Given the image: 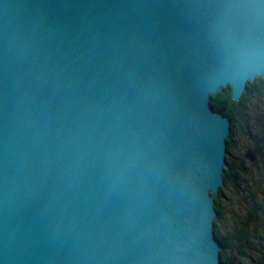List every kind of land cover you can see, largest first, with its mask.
Listing matches in <instances>:
<instances>
[{
    "label": "water",
    "instance_id": "95a60500",
    "mask_svg": "<svg viewBox=\"0 0 264 264\" xmlns=\"http://www.w3.org/2000/svg\"><path fill=\"white\" fill-rule=\"evenodd\" d=\"M262 77L264 0H0V264H221L210 100Z\"/></svg>",
    "mask_w": 264,
    "mask_h": 264
},
{
    "label": "rangeland",
    "instance_id": "374dc122",
    "mask_svg": "<svg viewBox=\"0 0 264 264\" xmlns=\"http://www.w3.org/2000/svg\"><path fill=\"white\" fill-rule=\"evenodd\" d=\"M260 93L250 94L239 110L232 128V147L226 148L228 179H223L220 214L214 219L221 237L232 239L235 264H264V77ZM256 155L254 162L245 158L247 151ZM242 240L232 238L237 233ZM240 253V254H239Z\"/></svg>",
    "mask_w": 264,
    "mask_h": 264
},
{
    "label": "trees",
    "instance_id": "16d2710c",
    "mask_svg": "<svg viewBox=\"0 0 264 264\" xmlns=\"http://www.w3.org/2000/svg\"><path fill=\"white\" fill-rule=\"evenodd\" d=\"M261 80H262L261 78H258L254 82L247 83V89L243 93V96L239 101H234L231 98V89L229 87L224 88L221 92L217 93L216 95L211 96L210 105L212 109L227 116L231 121L230 134L227 137V149L228 148L230 149L233 145L232 128L234 127V123L237 119L239 110L246 106L247 98L250 94L260 93ZM230 173H231L230 167L225 169L223 178L228 179L230 176ZM214 208L217 212V215L220 214V195L219 194H217L214 197ZM213 231L221 246V251L219 253L221 264H235L236 257H232L231 255V252H232L231 237L229 239L228 238L225 239L221 237L218 224L215 222H214ZM235 234L232 236L233 239H235V236H236V238H238L239 240H242L243 237L239 234V232L237 233V235Z\"/></svg>",
    "mask_w": 264,
    "mask_h": 264
}]
</instances>
